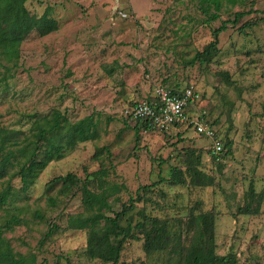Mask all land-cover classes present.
I'll list each match as a JSON object with an SVG mask.
<instances>
[{"label": "rangeland", "instance_id": "rangeland-1", "mask_svg": "<svg viewBox=\"0 0 264 264\" xmlns=\"http://www.w3.org/2000/svg\"><path fill=\"white\" fill-rule=\"evenodd\" d=\"M45 4L53 6L61 27L43 36L32 31L20 43L17 67L0 82V126L25 130L27 115L57 108L70 120L93 112L98 135L49 161L25 199L0 208V224L9 214L21 219L1 231L12 250L34 254L35 264H104L85 256L84 230L64 229L65 215L82 211L78 192L63 195L59 184L47 189V180L66 172L83 177L84 168H104L107 181L119 185L114 194L118 200L108 199L119 210V203L138 186L179 164L190 146L202 150L199 168L213 183L161 184L147 194L152 202L135 203L136 208L183 220L190 209L209 210L216 254L231 253L236 264H264V197L257 214L236 212L249 181L255 191L264 192V0L222 1L218 18L208 25L196 0L24 2L35 15ZM246 10L250 12L218 35L219 51L210 63L188 65L195 50L210 40L209 27ZM246 21L251 25L242 32L239 26ZM219 72H226L228 82ZM156 84L178 89L192 84L201 94L191 105L192 116L204 114L203 122L215 136L230 142L229 153L212 159L210 138L197 134L192 124L166 134L140 129L135 143L133 122L124 121L123 110L149 95ZM103 145L109 153L91 157ZM13 185L18 186L16 179ZM50 223L56 228L43 237ZM175 263L165 251L146 255L141 239H127L116 264Z\"/></svg>", "mask_w": 264, "mask_h": 264}, {"label": "trees", "instance_id": "trees-1", "mask_svg": "<svg viewBox=\"0 0 264 264\" xmlns=\"http://www.w3.org/2000/svg\"><path fill=\"white\" fill-rule=\"evenodd\" d=\"M25 1L0 0V82L3 83L17 67L22 40L32 31L38 36H43L57 28V22L50 14V6H45L41 14L35 15L25 8ZM222 1L234 4L239 0H196L197 9L203 16L202 22L208 25L218 18ZM248 12L250 10L235 11L232 18L221 20L216 27H209L210 40L200 50H195L187 62L188 65L195 62L210 63L219 51L218 35L228 26L235 25L237 20ZM250 25V22L246 21L239 29L243 32ZM219 74L228 82L226 72H222L226 78H223L220 72ZM170 89L177 92L182 90ZM200 97L201 94L199 99ZM143 98L153 99L150 94ZM191 105H187L185 109L187 120L175 124L172 128L184 124L191 126ZM27 117L29 125L25 130L0 126V208L25 199L27 190L49 161L59 158L78 143L93 140L98 135L97 119L93 112L70 120L65 111L52 108L46 113L34 112ZM203 117L202 113L198 115L199 120L203 121ZM123 119L125 122L130 121L124 116ZM132 122L134 141L137 143L138 131L152 128L142 119ZM219 141L220 151L216 155L212 154V159H219V156L229 153L230 142L222 143L220 139ZM102 151L109 153L108 147L103 145L96 148L91 157H97ZM201 151L190 146L184 148L179 164L170 165L165 176L158 173L153 182L138 186L133 196L119 203V210L112 209V200H118L114 194L118 192L119 185L107 181V170L104 168L89 172L84 168L83 177L66 172L51 177L45 185L48 189L53 184H59V191L63 195L72 190L78 192L82 211L66 214L64 229L85 231L84 254L89 259H97L104 264H116L125 241L141 239L142 250L146 255L165 251L168 256L176 258L175 264H236L233 254L215 253L213 215L209 210L190 209L183 220L180 217L160 218L145 211L143 207L136 208L135 205L138 202H152L147 194L157 190L156 187L161 184L210 186L213 183L212 176L199 168ZM217 166L220 164L217 163ZM14 179L17 180L18 186L13 185ZM110 197L112 200H108ZM263 197L264 192L255 191L252 181H249L243 194V202L237 206L236 212L257 214ZM106 212L111 215H105ZM20 221L17 215L9 214L0 224V264H35L34 254L13 251L8 241L1 236L3 229ZM55 228L56 225L50 223L43 237L50 236Z\"/></svg>", "mask_w": 264, "mask_h": 264}, {"label": "built area", "instance_id": "built-area-1", "mask_svg": "<svg viewBox=\"0 0 264 264\" xmlns=\"http://www.w3.org/2000/svg\"><path fill=\"white\" fill-rule=\"evenodd\" d=\"M121 17L124 13H119ZM153 99L141 98L129 107L124 108L123 116L130 121L142 119L152 128L160 132H169L175 124L183 123L187 120L185 109L187 105L195 103L199 99V93L192 85L184 87L182 90L172 91L170 88L156 84L150 94ZM189 122L195 132L211 140V153H219L221 143L215 136L214 130L206 123L193 117Z\"/></svg>", "mask_w": 264, "mask_h": 264}, {"label": "crops", "instance_id": "crops-1", "mask_svg": "<svg viewBox=\"0 0 264 264\" xmlns=\"http://www.w3.org/2000/svg\"><path fill=\"white\" fill-rule=\"evenodd\" d=\"M45 6H49L48 4H45ZM44 6V7H45ZM51 7V6H50ZM52 9H51V12H50V14H51V16L56 20V22H57V28H56V30L55 31H57V30H59L60 29V27H61V24L62 23H60V18H59V16H57V14H55L54 12H53V6L51 7ZM44 9V8H43ZM43 11V10H42ZM41 11V12H42ZM41 14V13H40ZM151 94V93H150Z\"/></svg>", "mask_w": 264, "mask_h": 264}]
</instances>
